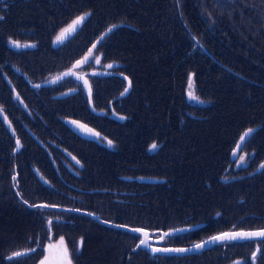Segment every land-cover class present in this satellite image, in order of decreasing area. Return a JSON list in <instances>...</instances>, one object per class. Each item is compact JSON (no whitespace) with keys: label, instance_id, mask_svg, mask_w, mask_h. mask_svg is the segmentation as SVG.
Listing matches in <instances>:
<instances>
[{"label":"trees","instance_id":"trees-1","mask_svg":"<svg viewBox=\"0 0 264 264\" xmlns=\"http://www.w3.org/2000/svg\"><path fill=\"white\" fill-rule=\"evenodd\" d=\"M199 1L184 0L182 4L181 0H0L3 17L0 38L8 35L15 40L14 45L19 47L7 46L6 41L5 49H19L25 61V64L21 60L9 63L13 68L29 65L21 70L24 83L20 88L44 92L42 105L23 97L24 101L16 99L17 104L24 103L20 109L5 111L12 129L0 118V264H37L44 244L56 239L63 240L68 254L77 257L76 264H157L145 255L146 250L136 248L140 235L102 225L77 210L151 231L185 228L169 235L175 245H188L189 241L224 230L264 227V168H261L264 164V5L257 0L244 6L239 14L216 16L217 9L208 16L204 9H197ZM216 1L221 7L228 3V0ZM174 6L180 11L176 22L168 18ZM206 8L211 7L206 5ZM164 10L166 16L161 13ZM82 13L89 16L78 27L79 35L70 31L56 44L50 43L58 27ZM243 20L245 27L240 26ZM93 22L97 25L94 31L118 25L111 31L105 30L102 37L90 42V47L101 63L116 64L122 74L93 78L94 81L100 78L101 85L113 83L115 88L112 87L105 106L109 102L116 106L120 101L123 108L120 114L130 118L101 115L102 109L85 94L78 105L72 98V90H67L76 86L74 78L61 84L47 83L63 69L70 68L56 63V59L85 53L86 48L69 51ZM193 32L208 44L212 56L173 42L176 36L180 38L177 42L195 46ZM158 39L165 48L156 49ZM44 41L47 45L42 46ZM31 42L34 47L26 48ZM68 43L70 47H66ZM165 53L167 60L163 59ZM174 64H180L183 68L179 69L184 72L179 82L173 81L177 95L167 103L162 92L171 82ZM131 66H139V70ZM188 68L193 70L196 92L208 100L205 105L182 102L181 85ZM144 80L148 87H143ZM13 81L5 69H0V99L4 95L2 89L10 90ZM212 97L217 98L216 103ZM237 102L241 106L238 111L224 113L226 104ZM208 111L220 112L213 115L212 134L230 131L227 138L209 140L204 148L200 142ZM36 112L47 121L32 127L35 139L31 138L15 154L13 131L24 128ZM88 113L119 125V135H109L87 121ZM64 115L82 117L111 144L115 143L110 147L104 141L92 139L80 127L84 124L81 119H72L73 126ZM42 123L52 126V130L45 131ZM248 129L255 131L241 141ZM36 133L47 137L53 149L66 160L79 161L73 170L75 176L82 175L80 180L44 185L39 176L42 172H38L42 169L38 166L40 139ZM123 138L126 144L120 143ZM116 144L128 158L127 168L132 175L122 171V154L113 151ZM152 144L158 147L150 150ZM53 149L46 156L58 159ZM242 154L246 155L245 160L239 161ZM51 166L49 176L53 177L61 165ZM78 193L91 196L83 198ZM42 203L46 207H39ZM78 238H82L81 247ZM257 243L255 264H264V243ZM218 245L206 253L168 256L159 264H231L236 259H242L240 263H243L245 254L241 252L242 257L238 256L228 247L251 250L254 246L251 241ZM20 251L27 255L8 259ZM246 260L244 264H251Z\"/></svg>","mask_w":264,"mask_h":264},{"label":"rangeland","instance_id":"rangeland-1","mask_svg":"<svg viewBox=\"0 0 264 264\" xmlns=\"http://www.w3.org/2000/svg\"><path fill=\"white\" fill-rule=\"evenodd\" d=\"M252 2H256L257 3V0H228V3L227 4H223L225 6L221 7V6H218L217 3L219 4L218 1L216 0H200L199 3H198V7L197 9H204L206 11V13L209 14L213 11V10H217L216 11V16H228L229 14L231 13H236V14H239L242 12V8L244 6H248L249 4H251ZM262 4L264 5V0H261ZM181 3L183 4L184 3V0H181ZM206 5H209L211 8H206ZM164 16H166L167 12L164 10L161 12ZM85 13H82L80 14V16L78 17H81V16H84ZM180 15V11H178L175 6L173 7V9L171 10L168 18L173 20L174 19V22L178 21V17ZM89 15H87L85 17V19L76 27L75 30H69L67 32H64L63 30L64 29H67L69 27V25L72 24V22L77 19L78 17H74L73 19L69 20L66 24H64L63 26L61 27H58L56 29V31L53 33V35L51 36L50 38V43L51 44H56L59 39H62L64 37H67L70 33V31H74V33H76L77 35H79V29L78 28L82 23L84 24L85 21L87 20ZM231 23V22H230ZM228 23V24H230ZM241 27H245L246 24H245V20L241 21ZM96 27L97 25L93 22V23H90L89 24V30L87 31L86 34L81 35L80 37V40L77 42V44L72 48H70V52L74 51V50H79V49H82V48H86V51L83 55H79V54H74V55H66L65 57L63 58H60V59H56L57 62L56 63H62L64 66H69L70 68L69 69H72V71H79L80 73H84L85 76L90 79V81H94V78L93 76H97V75H102V74H107V75H110V74H113V73H119V74H122V72H120V70L117 68V65L114 64V63H109V62H102L100 61V58L98 57L99 55L95 53L94 49H92L90 47V42H92L93 40H97L99 39L100 37H102L103 35H99L100 33H103L106 28L102 31V30H98V31H94L96 30ZM159 28V26H157V29ZM102 31V32H101ZM238 33V32H237ZM174 34V33H173ZM192 34V33H191ZM240 35H248L246 33H238ZM97 35V37H96ZM175 35V34H174ZM193 35H194V40L195 41V46H192V45H189L187 44L186 42H177L180 38L174 36V43L175 44H181V46H185V47H191L193 49H197L198 51H201V52H204L210 56H212V53L210 52V49L209 47L207 46L208 44L201 41L200 37H199V34L197 32H193ZM96 37V38H95ZM95 38V39H94ZM10 43L12 42V40L9 41ZM23 43H25V41H23ZM32 44L30 46H27L26 48H32L34 47V42H31ZM26 44H30V43H26ZM42 46H45L47 45V42L44 41L41 43ZM66 47H70V43H68L66 45ZM156 49H161V48H165L162 41L160 39H158V42L156 44ZM17 50L19 49H16V50H11L9 48H6L5 49V46H4V42H3V39L0 38V59L2 60H9L11 61L13 64L14 63H17L18 60H21L20 62L22 64H25V61H24V56L21 52H18ZM91 50V51H90ZM47 57H52V56H47ZM99 58V63L96 62V58ZM162 57V56H161ZM53 58V57H52ZM87 58V59H85ZM168 58V54L165 53L163 59L167 60ZM62 59V60H61ZM81 59V62L78 64V65H75L74 63L76 61H79ZM61 60V61H60ZM172 62L174 63H178L179 61L178 60H171ZM44 65L46 66L47 63H44ZM108 65H112V67H108ZM29 65H25L23 68L22 67H17L16 69L18 70H22L24 69L25 67H27ZM121 66V65H120ZM132 67V66H131ZM130 67V68H131ZM139 66H135L132 67L135 71L136 70H139L138 69ZM126 68V67H125ZM131 68V69H132ZM179 68H183V67H180V64H174V66L172 67V70H171V77H170V80L171 82L168 84L169 86L165 87V90L162 92L163 93V96H162V99H167L169 103V101H171V97H175L177 95L176 91H177V86L176 84L173 82L174 80H177L179 82V76L182 75V73L184 72V69H179ZM37 71V70H36ZM193 70L188 68L186 73L184 74V77H183V85L182 86V90H181V97H182V102L185 103V104H190V105H197V106H201V105H205L208 100L201 97L197 92H196V84H195V80H194V76H193ZM55 72H52L50 74H54ZM128 73V71L126 72ZM73 78L72 75H65L63 76L62 78H60L59 80L57 81H54V82H51L50 84H56V83H62V82H66L69 78ZM78 80V79H77ZM76 80V81H77ZM169 80V81H170ZM79 81V80H78ZM112 87H114L113 83L111 84H102V85H99L96 89V92L97 94L99 95H104V94H107L109 92H111V89ZM143 87H148V83H147V80H144L143 82ZM115 88V87H114ZM18 88H16L14 86V84H12L10 90L9 91V95L11 96L12 99L16 100L18 98H23V95L22 94H25L26 96H31L32 93L34 94H40L41 95V92L37 89L35 90H32V89H27L26 91H18L17 90ZM159 92V91H158ZM205 93V91H204ZM158 94V93H157ZM201 95H203L202 93H200ZM205 96V95H204ZM213 98V97H212ZM210 99V98H209ZM214 100L212 101L213 103H216L217 102V98H213ZM220 101V100H219ZM221 102V101H220ZM240 102V101H239ZM239 102H237L236 104L234 103H228L225 105V111L224 113L226 114H229L230 112H236L238 111V108H241L238 107L239 106ZM4 106L6 107H19L21 108L22 105H24V103H21L22 105L20 104H15V102H3ZM177 107L178 104H177ZM214 111H216L217 109L214 107L213 108ZM174 112H176L175 110H173ZM181 112V111H180ZM214 114H220V112H214ZM214 114H211L209 111L207 113V117L204 121V124L205 126L202 127V132H203V135L201 137V145L204 146V148H206L207 145H209L210 141L209 140H215V139H219L220 141L227 138V135L226 133H228V131L230 130H227V132H222V133H217V134H212V123L214 122V119H213V115ZM220 119V118H219ZM213 120V121H212ZM221 120V119H220ZM68 123H70L71 125L75 126V123L72 121V118L70 119H67L66 120ZM131 123H133V120H131ZM211 123V124H210ZM215 132V131H214ZM220 155V153H219ZM245 154H242L240 157H243L245 159ZM227 173H231V172H227ZM227 176H232V175H227ZM78 196L80 197H88V196H91L90 194H85V193H78L77 194ZM95 196V194H93V197ZM43 205V203H42ZM44 206V205H43ZM108 208V207H106ZM109 208H113V207H109ZM108 208V209H109ZM105 209V208H104ZM94 219L95 221H97L98 223L100 224H104L103 222L101 221H98L97 219L95 218H92ZM80 221V220H79ZM105 222H113V221H108V220H103ZM113 223H116V222H113ZM105 226H110V225H107V224H104ZM128 227H137V226H132V225H126ZM112 227V226H110ZM116 228V227H115ZM118 230H123V231H126L128 233H135L133 231H128V230H125L123 228H118ZM225 231H229V230H224V231H221V232H218V233H222V232H225ZM183 232V231H182ZM180 233V232H178ZM218 233H215V234H218ZM138 236L139 234L136 233ZM214 235V234H213ZM210 236L212 235H206L205 237H202L200 238L199 240H196V241H189V243H187L188 245H193V244H196V243H199L207 238H209ZM59 240L56 239V240H52V241H48L44 244L43 246V253L42 255L40 256L39 260L37 261V264H41V261H45V264H62V260H63V251L64 250H59V244L57 243ZM185 241H188V239H186ZM242 241H251L253 242L254 246L251 250H248L247 248H244L242 246H239V247H236L234 248L233 246H229L228 249L230 251L232 250H235L237 252V255L238 256H241V252L243 254H245V259L243 263H240L242 261V259H236L234 260L231 264H237V262H239V264H244L245 262H247L246 259H249L251 264H255L258 260V256H257V245H258V241H253V240H241V241H224V242H220V243H226V242H242ZM161 242V241H160ZM159 242V243H160ZM220 243H217L215 245L219 246L218 244ZM213 245V246H215ZM213 246L207 248V249H204V250H201V251H198V252H195V253H191V254H196V253H206L208 252ZM215 246V247H217ZM61 247V246H60ZM137 248V246H136ZM139 249H142V250H146L144 248H139ZM256 252V256H255V260L253 261V253ZM148 252V254H145L148 256L149 260H154L157 264L159 263H163L165 259H167L168 256H185V255H191V254H164V253H151L150 251L146 250ZM153 255H164L163 257H160V256H153ZM208 256V255H207ZM69 259H71L72 261V264H76L75 262V259H77V257H72V256H68Z\"/></svg>","mask_w":264,"mask_h":264},{"label":"flooded vegetation","instance_id":"flooded-vegetation-1","mask_svg":"<svg viewBox=\"0 0 264 264\" xmlns=\"http://www.w3.org/2000/svg\"><path fill=\"white\" fill-rule=\"evenodd\" d=\"M1 39H4V44L7 41V46H12L14 44H16L17 42L13 39H11L10 36H5ZM12 40V42L10 43L9 41ZM23 42V41H22ZM29 43L27 41H25V43L22 44H26ZM0 69H5L6 73H8L9 76H11L12 78H14V81L12 82L14 84V86L16 88H18L17 90L19 91H26L27 89H31L30 87H25V88H20L21 85H23L24 83V77L21 73L20 70L11 67L9 60H1V65H0ZM8 69H12L14 72H8ZM67 71V72H66ZM68 75H72V77L74 79H78L76 81V86H72L70 88H68L67 90H72L71 92L74 93V95L72 96L73 100H76L78 105H81V101L83 100V96L85 94V96L87 97V99L90 98V100L93 102H95V104L98 106L99 109L101 111V115H106V114H112L114 115V117H119L122 120H124L125 118H130L128 115H121L120 111L123 109L121 102H117L116 106H114L111 102H109L107 104V106H105V101L109 100L111 98V92L104 94V95H99L96 92V89L99 85H101V79L98 78L96 81H90V79H88L84 73H80L79 71H71L70 69H63L62 72L54 75L53 77H51L50 79H48L47 83H51L54 81L59 80L60 78H62L63 76H65V74ZM97 76H107V74H102V75H97ZM87 82V83H85ZM64 83V82H62ZM61 84V83H60ZM3 94L7 97H5L4 95L2 99H0V110L3 113L4 117L6 118L7 122L6 123L3 119V117L0 115V118H2L3 122L5 123L6 127L10 128L11 127V123L10 120L7 117L6 114V110H18L20 109L19 107H6L4 106L3 102H15V104H17V100L20 101V99L23 100V98H18L17 100H14L11 98V96L9 95V91H7L5 93V90L8 89H2ZM33 90V89H32ZM59 91V90H58ZM44 92H41L40 94H34L32 93L31 96H26L25 94H22L24 98H30L31 100H33L34 102H36L37 104L42 105L44 103V97H43ZM24 101V100H23ZM49 111H53V110H49ZM93 113V112H92ZM87 114L86 115V120L89 121L90 123L94 124L97 127H100L104 132L108 133L109 135H113V134H118L120 132L119 129V125L115 126L111 123H109L104 117H97L95 114ZM126 116V117H125ZM63 117H66V119L72 118L73 116H69V115H64ZM123 117V118H122ZM72 119H76V118H72ZM81 119V120H80ZM76 120H80L81 122H83L84 124H86L87 126H89L90 128H92L93 130H95L96 132H98V135L96 136H90V137H94L92 139H98L100 141H104L105 143H107L108 145H110L108 142L110 140H108L107 138H105L104 136L101 135V133L98 131L97 128H95L92 124H90L89 122L85 121L82 119V117H78ZM43 121H47L45 120L38 112H36V114L26 123L25 127L20 129L19 131L14 129L13 134L15 137V146H14V153L18 154L21 152L22 147H24V145L31 139L34 138L35 139V134L34 132L31 130L33 126H35L36 124L43 122ZM42 128L45 131H50L52 130V126L46 124V123H42ZM12 129V128H10ZM37 137L40 139L38 140L40 142V147L38 150V161H39V167L42 169L41 171H38V166L36 168V170L40 173V179L41 181H43L47 186H51L50 182L53 181H59L64 183L65 180L69 179V180H80L82 175H77L75 176L74 170L73 168L78 165L79 161H68L63 157V154L59 153L57 150L53 149L52 145L49 143L47 137L42 136L37 134ZM108 137V136H107ZM17 141H19V148H17ZM124 142V144H126L125 139H121L120 143ZM105 143H102V145H104L105 147L109 148L108 145H106ZM115 142L112 141L113 145ZM110 145V147H111ZM53 149V153H55L58 157V159H54V158H47L46 153L47 152H51ZM113 151H119L121 150L119 144H116L115 147L113 148ZM45 150V152H44ZM122 154V158L124 160V167L122 168V171L124 173H127L129 175L131 174V170L127 167L130 166V164L128 163V158L125 157L124 152H120ZM51 164L54 166L56 164H60V168H59V173L53 177L49 176V170L52 168ZM126 166V167H125ZM36 171V172H37ZM46 192L49 193V190H47ZM61 196L64 197H69L68 194L62 195L59 194ZM149 237L152 239H159L161 236L159 234L156 233H149ZM153 243V242H151ZM156 245L159 246H177L175 245L174 241L171 240L170 236H165L162 241L160 243L154 242ZM78 245L81 247L82 245V238H78Z\"/></svg>","mask_w":264,"mask_h":264},{"label":"snow or ice","instance_id":"snow-or-ice-1","mask_svg":"<svg viewBox=\"0 0 264 264\" xmlns=\"http://www.w3.org/2000/svg\"><path fill=\"white\" fill-rule=\"evenodd\" d=\"M89 15L88 13H85L84 16L78 17L77 19H75L71 25H69V27L67 29H64V32H67L69 30H75L76 27L85 19V17ZM0 19H3L2 16H0ZM118 27V25H112L111 28L108 29V31H111L112 29ZM16 47H19V45H14ZM91 51V50H90ZM87 59V58H85ZM96 62L99 63V58H96ZM79 63V62H78ZM108 67H112V65H108ZM67 75V73L65 74ZM87 83V82H85ZM128 89H125V92H127ZM124 93H121V95H123ZM123 118V117H122ZM253 131H255L254 129H248L245 131L244 134H242V136L240 137L241 141H244L246 139V137H248ZM111 145V141L108 142ZM20 144L19 141H17V148H19ZM158 147V145L156 144H152L150 147V150H154ZM240 145L237 144V148H239ZM236 152L235 150L233 151V155H235ZM241 160H243V157H241ZM261 168H264V164L261 165ZM15 179V177L13 178ZM26 203V202H25ZM30 207H36L34 205H30ZM39 207H46V205L44 206H39ZM49 224H51V221H49ZM117 227H120L119 225H117ZM131 231L133 232H139L140 229H131ZM174 231H180L179 229L174 230ZM172 233H164L161 236V239H163L165 236L171 235ZM144 235L147 237L148 233H144ZM225 240L228 241H241V240H253V241H259L261 243H264V230L261 231H257V232H237V233H224L221 234L220 236L217 237H213L212 238V242H224ZM61 244H63V240H61ZM141 246L144 247H148L149 245L146 244V241L144 239L140 240V244L137 245V248H140ZM204 245L203 244H196L194 247L196 249H201ZM259 250V249H258ZM29 251L34 252L35 249H30ZM153 251H156V249H153ZM166 251H176V252H186L189 251V249H171V250H166ZM21 255H27V253H21V252H16L13 253L12 256L8 257L9 260H12L16 257H19ZM69 254H68V250L65 248L63 251V260H62V264H72L71 259L68 258ZM255 256L256 253H253V261L255 260ZM41 264H45V261H41ZM237 264H239V262H237Z\"/></svg>","mask_w":264,"mask_h":264},{"label":"water","instance_id":"water-1","mask_svg":"<svg viewBox=\"0 0 264 264\" xmlns=\"http://www.w3.org/2000/svg\"><path fill=\"white\" fill-rule=\"evenodd\" d=\"M111 28V27H109ZM108 28V29H109ZM108 29L106 31H108ZM105 31V32H106ZM104 33H102L101 35H103ZM0 115L3 117L4 121L6 123L7 120L6 118L4 117L3 113L1 112L0 110ZM87 215H90L92 216L93 218L97 219L98 221H101L103 222L104 224H107V225H110L112 227H116V228H123L125 230H128V231H131V229H140L139 232H135V233H138L139 235H141V239H144L146 241V244L149 245L148 247H144V246H141V248H144L148 251H150L151 253H164V254H191V253H195V252H198V251H201V250H204V249H207L217 243H220V242H212V238L213 237H217V236H220L221 234H224V233H237V232H257V231H261V230H264V227L262 228H255V229H238V230H229V231H225V232H222V233H218V234H214L212 236H210L209 238L199 242V243H196V244H203L204 246L201 248V249H196L194 245H190V246H185V247H159V246H154V245H151L150 242L154 241H160L161 240V237L159 239H152L149 237V233L150 231H148L147 229H142V228H132V227H128L126 225H123V224H118V223H113V222H105L99 218H97L95 215L89 213V212H83ZM117 225H119L120 227H117ZM179 229L180 231H174V230H177ZM177 229H171V230H168V231H160V236H162L164 233H178V232H182L184 231V229L182 228H177ZM144 233H148V236L146 237L144 235ZM227 241V240H225ZM138 244H140V242H138ZM137 244V245H138ZM153 249H156V251H153ZM171 249H189V251H186V252H176V251H166V250H171ZM23 253V252H21Z\"/></svg>","mask_w":264,"mask_h":264}]
</instances>
